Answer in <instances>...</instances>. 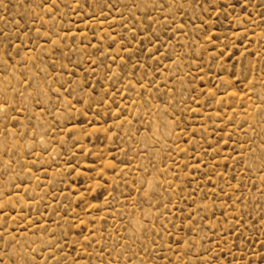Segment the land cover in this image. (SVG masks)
Returning <instances> with one entry per match:
<instances>
[{
  "label": "rangeland",
  "instance_id": "obj_1",
  "mask_svg": "<svg viewBox=\"0 0 264 264\" xmlns=\"http://www.w3.org/2000/svg\"><path fill=\"white\" fill-rule=\"evenodd\" d=\"M0 264H264V0H0Z\"/></svg>",
  "mask_w": 264,
  "mask_h": 264
}]
</instances>
